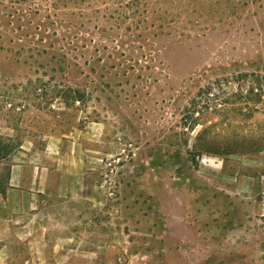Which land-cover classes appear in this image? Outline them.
Returning <instances> with one entry per match:
<instances>
[{
  "label": "rangeland",
  "instance_id": "rangeland-1",
  "mask_svg": "<svg viewBox=\"0 0 264 264\" xmlns=\"http://www.w3.org/2000/svg\"><path fill=\"white\" fill-rule=\"evenodd\" d=\"M0 264H264V0H0Z\"/></svg>",
  "mask_w": 264,
  "mask_h": 264
}]
</instances>
